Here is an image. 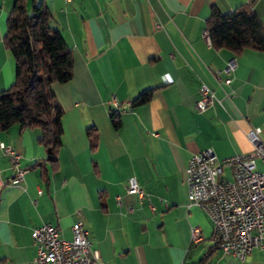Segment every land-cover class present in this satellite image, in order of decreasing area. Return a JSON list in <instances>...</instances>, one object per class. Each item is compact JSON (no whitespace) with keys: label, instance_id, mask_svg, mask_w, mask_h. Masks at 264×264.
I'll return each mask as SVG.
<instances>
[{"label":"crops","instance_id":"crops-1","mask_svg":"<svg viewBox=\"0 0 264 264\" xmlns=\"http://www.w3.org/2000/svg\"><path fill=\"white\" fill-rule=\"evenodd\" d=\"M45 1L52 25L73 51L74 76L52 85L64 109L56 164H35L47 156L39 127L0 130V141L22 154L20 166L27 169L14 181L0 149V264H32L34 227L51 222L69 239L77 220L99 253L98 264H191L207 252L205 264H264L258 247L244 261L222 251L186 182L193 153H252L247 133L264 129V51L216 49L205 23L213 5L227 12L248 1L264 23V0ZM14 2L0 0V90L15 79V60L3 42ZM230 61L235 67L227 73ZM202 83L218 101L198 111ZM149 88H156L152 97L133 105ZM113 97L120 108L112 107ZM115 110L119 128L112 123ZM130 176L151 205L127 192ZM193 226L203 235L196 243Z\"/></svg>","mask_w":264,"mask_h":264},{"label":"trees","instance_id":"trees-1","mask_svg":"<svg viewBox=\"0 0 264 264\" xmlns=\"http://www.w3.org/2000/svg\"><path fill=\"white\" fill-rule=\"evenodd\" d=\"M53 15L45 0H15L3 37L5 47L15 60V79L0 90V130L18 124L22 128L39 127L40 142L47 149L42 162H57L62 146L64 112L52 85L64 83L74 76V55L61 30L52 25ZM210 42L216 49L226 48L239 53L245 48L264 51V23L248 1L224 12L213 5L206 19ZM156 88H149L132 101L138 105L148 101ZM115 128L121 125L118 111H112ZM91 146L97 143L96 128H88ZM207 252L198 262L205 264Z\"/></svg>","mask_w":264,"mask_h":264},{"label":"built area","instance_id":"built-area-1","mask_svg":"<svg viewBox=\"0 0 264 264\" xmlns=\"http://www.w3.org/2000/svg\"><path fill=\"white\" fill-rule=\"evenodd\" d=\"M234 67L235 62L230 61L225 71L229 73ZM216 101L212 89L202 83L196 109L204 111ZM111 104L113 108L121 107L116 97L111 99ZM263 132L261 126L249 129L247 135L254 147L252 153L219 158L212 148H207L193 153L186 168L191 203L199 205L209 217L213 225L212 237L222 251L242 261L254 248L264 250ZM0 149L10 158L15 170L14 181L23 180L27 169L20 166L22 154L3 141H0ZM127 192L137 194L151 205L150 195L140 187L136 176L129 177ZM71 229L72 237L68 239L51 222L34 227L32 239L37 256L32 264H98L99 253L91 247L83 221H75ZM202 238L201 228L191 227L192 243Z\"/></svg>","mask_w":264,"mask_h":264}]
</instances>
